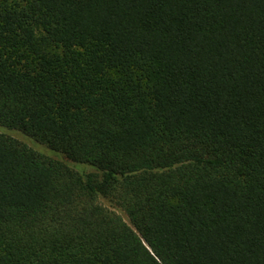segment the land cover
Instances as JSON below:
<instances>
[{
    "label": "trees",
    "instance_id": "1",
    "mask_svg": "<svg viewBox=\"0 0 264 264\" xmlns=\"http://www.w3.org/2000/svg\"><path fill=\"white\" fill-rule=\"evenodd\" d=\"M0 264H264V0H0Z\"/></svg>",
    "mask_w": 264,
    "mask_h": 264
},
{
    "label": "rangeland",
    "instance_id": "2",
    "mask_svg": "<svg viewBox=\"0 0 264 264\" xmlns=\"http://www.w3.org/2000/svg\"><path fill=\"white\" fill-rule=\"evenodd\" d=\"M65 161L67 162V164H69V166H72L73 168L75 167V165H73L71 162H69V161H67V160H65ZM87 171H88V170H87ZM87 173H90V172H87ZM100 202H101L104 206L109 207L111 210H114V211H116V212H119V210H118L117 208L113 207L112 205H110L108 201L101 199ZM119 213H120V212H119Z\"/></svg>",
    "mask_w": 264,
    "mask_h": 264
}]
</instances>
